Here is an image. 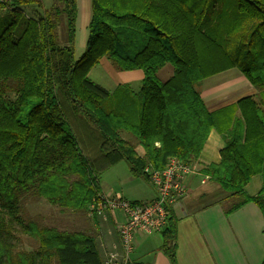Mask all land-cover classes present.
I'll list each match as a JSON object with an SVG mask.
<instances>
[{
  "label": "trees",
  "instance_id": "1",
  "mask_svg": "<svg viewBox=\"0 0 264 264\" xmlns=\"http://www.w3.org/2000/svg\"><path fill=\"white\" fill-rule=\"evenodd\" d=\"M34 1L0 6V264H104L94 229L24 219L23 200L87 215L102 171L124 161L149 182L146 169L161 171L172 157L194 165L211 130L225 146L199 174L226 194V215L254 203L264 219V0H90L77 59L78 0H54L33 15L20 8ZM104 57L121 71H142L139 89L118 84L109 92L92 82L89 72ZM167 64L173 74L161 81ZM232 68L260 98L208 111L197 85ZM254 176L262 183L249 195ZM177 223L167 207L158 233L171 264ZM18 232L36 249H18Z\"/></svg>",
  "mask_w": 264,
  "mask_h": 264
},
{
  "label": "crops",
  "instance_id": "2",
  "mask_svg": "<svg viewBox=\"0 0 264 264\" xmlns=\"http://www.w3.org/2000/svg\"><path fill=\"white\" fill-rule=\"evenodd\" d=\"M172 74L173 68L167 64L158 71L157 77L162 75L166 77L165 79H169ZM141 76L143 77V73ZM197 89L210 112L233 105L243 97L251 96L259 99L261 96L236 68L204 79L197 85ZM224 146L223 137L216 130H211L198 159L194 162L197 171L205 165L217 163L220 159V150ZM207 181V178L201 176L199 172L189 178L188 194L173 207L178 221L175 251L177 264H261L264 259V219L260 209L254 203H247L226 215L220 204L221 200L216 198L210 199L208 204L195 206L191 193L197 188V184L202 185ZM259 189L260 187L257 192ZM216 190L213 188L208 193H201L197 199L201 196L218 195ZM102 192L109 195L103 190ZM116 196L124 197L120 194ZM154 196L155 193L151 199ZM204 205L206 207L202 208ZM123 219L122 213L116 211L113 217L108 215L107 221L101 218L92 221L91 229L95 230L96 241L103 259L111 244L118 243L115 226ZM109 229L112 235L108 234ZM161 244L160 233L150 235L137 233L128 264H171L160 250Z\"/></svg>",
  "mask_w": 264,
  "mask_h": 264
},
{
  "label": "rangeland",
  "instance_id": "3",
  "mask_svg": "<svg viewBox=\"0 0 264 264\" xmlns=\"http://www.w3.org/2000/svg\"><path fill=\"white\" fill-rule=\"evenodd\" d=\"M41 3V4H40ZM54 0H36L31 4L22 5L20 8L26 11L27 14L33 15L35 11L38 13L42 9H48L53 6ZM0 11H3L0 9ZM31 11V12H30ZM78 18H77V43L75 48V59L79 58L85 49L86 37H87V25L91 17L90 0H78ZM64 24L58 26L59 43L63 45ZM142 71H121L119 70L109 58L104 57L101 59L98 65L93 67L89 72V79L104 87L109 92L118 84H128L134 91H137L141 85V73ZM141 73V74H140ZM162 81H165L166 77L159 75ZM120 135L135 144V140L125 132H121ZM138 150V149H137ZM198 180V179H196ZM99 185L102 190L110 195L120 194L123 195L127 201H145L150 200L153 196L154 189L149 182L142 178L134 177L128 169L127 164L124 161H120L112 167L102 171L98 176ZM261 185L260 176H254L252 181L246 186L245 191L247 194H256L257 189ZM196 189H193L191 198L194 199V205L208 204L210 199L216 198V200H222L225 197V193L220 187L207 181L205 184H197ZM216 188L217 194L206 196L200 199L198 197L201 193H208L211 189ZM153 190V191H152ZM207 195V194H206ZM221 195V196H220ZM223 195V196H222ZM190 198V199H191ZM222 205L227 207L229 201H223ZM23 217L29 220L37 222L42 226L54 227L60 230L68 231H84L92 228L93 220L85 214L74 213L71 211H60L58 208L48 205L43 199H35L32 196H28L22 202ZM16 247L23 250H34L37 247L35 240L29 236L18 232Z\"/></svg>",
  "mask_w": 264,
  "mask_h": 264
},
{
  "label": "built area",
  "instance_id": "4",
  "mask_svg": "<svg viewBox=\"0 0 264 264\" xmlns=\"http://www.w3.org/2000/svg\"><path fill=\"white\" fill-rule=\"evenodd\" d=\"M12 1L0 0V6L6 7ZM146 172L155 191L153 199L132 202L120 196L100 193L88 206L87 216L91 220L101 218L107 221L108 215L113 217L116 211L124 217L115 226L118 243L111 244L104 256V264H128L137 233L150 235L162 231L166 225L167 207L173 208L188 194L187 181L198 171L195 165L172 157L163 170L146 169ZM107 232L112 235L111 229Z\"/></svg>",
  "mask_w": 264,
  "mask_h": 264
}]
</instances>
